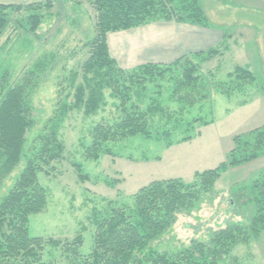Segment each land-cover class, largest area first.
<instances>
[{"label": "rangeland", "instance_id": "374dc122", "mask_svg": "<svg viewBox=\"0 0 264 264\" xmlns=\"http://www.w3.org/2000/svg\"><path fill=\"white\" fill-rule=\"evenodd\" d=\"M48 1H52L51 6L39 12L26 8ZM200 2L211 26L227 34L226 49L220 51L222 55L202 67L198 64L205 75L211 76L210 98L203 97L204 86L179 88V96L175 95L177 84L184 77L178 69L164 78L149 77L141 84L138 81L143 75L135 73L134 80L129 77L127 82L135 83L139 96L146 93L151 100H140L134 91V104L142 102L143 107H150L157 103L172 113L182 110L181 100L195 95L199 103L195 102L197 105L193 108L184 105L186 116L204 117L211 124L199 126L191 142L172 147L163 139L140 136L112 143L109 146L114 156L103 155L96 161L87 156L93 143L92 132L96 126L113 125L122 119L121 101L111 89H106L96 114L88 115L85 105L72 110L58 128V139L66 150L63 159L48 167L49 174L39 173V182L48 191V205L45 211L31 216L32 237L64 243L80 237L83 242L79 251L88 256L93 249L96 219L111 207L130 206L142 187L174 178L193 183L196 173L217 169L228 161L237 146L246 155L255 154L257 140H249L252 141L250 149L244 144L250 134L249 138H255L259 134L256 130L264 127V0ZM0 4L24 6L23 10L8 11L6 27L0 36V105L8 92L29 79L32 73L37 81L31 95L34 125L28 130L20 165L0 185L1 203L36 151L38 138L51 132L60 110L66 104L74 105L77 88L87 87L86 79L93 78L85 66L92 57V44L97 36V12L89 0H0ZM35 15L41 17V25L33 31L32 16ZM161 23L164 22L150 25L157 28L162 27ZM192 60L199 63L197 58ZM120 65L119 68L126 70ZM238 67L249 69L257 81L243 92L228 95L231 91L226 90L240 83L235 80L237 83L232 87L223 83L230 80L229 74ZM145 83L146 88L141 86ZM92 94L88 90L85 100ZM159 122V119L152 120V127L165 124ZM237 137L239 145L235 143ZM262 184L264 152L255 160L225 172L211 192L202 193L192 210L176 216L175 223L151 244L150 250L176 255L193 244H209L220 231L236 226L247 230L256 210L252 191L259 185L262 188ZM71 260L61 248L46 246L42 264H72ZM219 264H264V232L253 236L248 244L236 247Z\"/></svg>", "mask_w": 264, "mask_h": 264}, {"label": "trees", "instance_id": "16d2710c", "mask_svg": "<svg viewBox=\"0 0 264 264\" xmlns=\"http://www.w3.org/2000/svg\"><path fill=\"white\" fill-rule=\"evenodd\" d=\"M97 12V36L93 42V53L86 63L87 73L93 74L86 79L88 86L77 88L74 105L66 104L56 116L49 134L38 138L37 149L27 160L26 167L13 189L0 203V264H42L46 246L61 248L71 258L72 264H219L225 260L239 245L248 244L253 236L264 232V184L254 187L255 214L248 229L240 226L220 231L209 244L196 243L176 255L159 254L150 250L151 244L166 232L176 220V216L192 210L202 193L213 190L216 182L231 167L255 160L264 152V127L256 130L257 137L247 138L244 147L250 149L251 142L257 140L253 155L238 151V146L230 154L228 161L217 169L195 174V181L187 183L183 179L174 178L153 181L142 187L132 198L133 203L125 207H111L104 216L96 219V233L90 255L83 256L79 248L83 240L78 237L73 242L32 237L30 234L31 216L45 211L48 205V191L39 182V173L48 171V167L64 157L65 146L58 139V128L66 116L74 109L86 106L88 115L96 114L104 101V91L111 89L115 97L121 101L123 117L113 125L101 124L92 132L93 143L87 150L90 160H99L103 155L114 156L112 143L144 137L146 139L165 140L167 145L188 143L194 139L198 127L211 124L204 117L189 119L184 105L193 108L199 102L197 96L183 97L182 110L172 113L164 106L152 103L143 107L142 102L134 104L133 92L142 101H151L146 93L139 96L134 80L142 74L138 84L157 75L164 78L174 69L184 73L183 80L177 84L179 88L204 86L205 99L210 98V77L202 72V67L211 59L222 55L225 44L207 53L185 56L170 65L146 64L133 70H123L111 56L108 35L144 27L154 22H176L210 28L211 23L201 6L200 0H89ZM46 4L35 3L26 6L30 12H39ZM24 6L0 4V36L6 27V16L11 9L23 10ZM32 30L41 25L39 15L32 16ZM225 48V49H224ZM192 58H197L196 63ZM200 66H199V65ZM136 75H133L135 74ZM35 76L34 73L30 75ZM11 89L0 105V185L20 165L25 154L26 136L34 125L31 106V95L36 89L37 81L32 77ZM230 80L224 85L232 87L228 95L243 92L244 88L253 85L257 77L247 68L238 67L229 74ZM235 78V79H233ZM237 82H236V81ZM125 82V83H123ZM146 84H143L146 88ZM220 84V85H223ZM243 84V85H242ZM140 86V85H139ZM230 88V87H228ZM88 90L92 95L85 100ZM223 91V90H222ZM146 92V91H145ZM182 95V94H181ZM208 95V96H207ZM142 97V98H141ZM197 102V104L195 103ZM132 103V104H131ZM130 105V106H129ZM194 113V112H192ZM190 115V114H189ZM190 117V116H189ZM159 119L161 126L152 127L151 121ZM255 133V131H254ZM198 135H200L198 133ZM253 139V140H252ZM249 140H252L251 142ZM239 143V137L235 143ZM258 152H260L258 154ZM239 153V154H238ZM81 168L79 167V170ZM83 177V178H82ZM84 181V176L81 174Z\"/></svg>", "mask_w": 264, "mask_h": 264}, {"label": "crops", "instance_id": "0c3cea01", "mask_svg": "<svg viewBox=\"0 0 264 264\" xmlns=\"http://www.w3.org/2000/svg\"><path fill=\"white\" fill-rule=\"evenodd\" d=\"M160 25L162 27L147 25L110 33L111 56L126 70L146 64L170 65L182 57L220 48L227 40V34L218 27L204 28L176 22Z\"/></svg>", "mask_w": 264, "mask_h": 264}]
</instances>
